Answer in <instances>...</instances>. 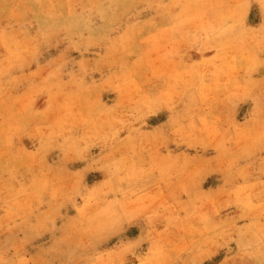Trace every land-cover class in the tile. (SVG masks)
<instances>
[{"label": "rangeland", "instance_id": "obj_1", "mask_svg": "<svg viewBox=\"0 0 264 264\" xmlns=\"http://www.w3.org/2000/svg\"><path fill=\"white\" fill-rule=\"evenodd\" d=\"M157 3H160V7L156 6ZM170 3L171 0H91V3L89 0H70L75 14H83L88 20L87 27L82 22L77 24L75 17L71 21L67 19L69 4L64 3L60 9L64 16L56 18V26L50 27L54 21L48 20L46 39L40 32L47 16L41 15L38 22L33 13L29 12L26 21H31V24L25 22L23 29L27 30L31 43L36 44V52L34 55L23 53V66L13 69L12 75L21 79L15 87L6 92L5 103L0 104L3 119L7 120L10 113L20 107L19 104L13 106V100L24 97L29 92L31 83L40 84L42 78L58 65H63L61 80L69 81L70 74L80 73L82 61L86 62L90 70V74L85 77L86 81L89 84L96 82L91 101H98L109 108L120 105L118 110L127 113L136 107L134 102L141 96L158 97L173 83L169 78L173 65L162 58L167 40H160L157 45L152 37L171 27L172 16L179 13L178 7L166 10L165 6ZM49 4H57V0H46L43 5L44 13L48 12ZM30 6L37 9L40 7L35 3ZM89 7L91 10H86ZM69 22L75 24L71 38L63 27ZM245 23L249 28L264 27V5L260 0H249ZM23 29L16 30L17 40H25ZM80 33L83 34V40L79 39ZM89 37L91 44L88 43ZM73 41H78L79 46ZM213 55L215 50L204 52L199 45L181 46L184 65L198 64ZM8 56V50L0 46V60L6 62ZM101 57H105L106 61L99 64L100 70L91 71L97 67V61H100ZM37 70H40V75L31 77V73ZM233 76L241 83L248 78L244 69L233 73ZM25 77L27 79H24ZM109 79L112 80L111 84L104 83ZM124 79L129 81L128 97L123 96L116 87V84ZM213 79L209 72L205 75L204 82L212 83ZM227 79V76L220 77L221 83ZM251 79L264 81V65L251 73ZM192 84L193 86L184 88L175 98L174 110H169L168 106L161 104L155 111L147 112L136 126L140 127L141 132L148 134L146 138H142L143 149L137 148L138 158L145 162V167L148 166L147 162L152 155H156L158 159H174L180 163L188 159L192 165L203 168L196 177L195 188L185 192L175 175L170 182L165 183L166 178H162L159 171L144 177L139 183L126 185L153 195L163 191L166 203L174 205V208L154 218L151 225L145 216L125 222L121 226L122 230L110 235L98 250L105 251L121 243L141 240L150 227L161 232L168 228L167 238L173 242L190 240L193 233L189 225L199 227L198 219L188 223H184L182 219L175 220L173 227L169 225L167 217L178 215L184 218L188 215L193 210L191 202L196 193L216 194L225 187L264 181V144L257 146L255 150L249 149V155L243 151L244 141L237 144L233 140L228 147L231 148L232 158H235L236 163L229 170L215 143L201 142L204 134L198 131L204 127L200 118L205 117L210 124L216 121L222 131L226 129V137H234L235 127L251 126L255 109L254 99L245 96L225 99V93L221 91L216 94L217 99L214 101L204 102L196 87L199 77H195ZM70 91L73 89L65 90L66 93ZM253 96L264 101V84L254 90ZM31 99L33 112H44L52 104L53 111L48 113V122L51 123L60 114L55 109L64 103L65 95L58 96L53 101L47 92H40L34 93ZM88 103L89 99L82 98L77 102L74 111H86ZM174 119L180 120L186 132H193V138L175 133ZM193 122L195 129L189 128ZM35 127L36 122H28L26 131L13 137L11 154L0 158V252L5 254V259L12 261L19 257L34 260L36 264H74L80 256L92 251L90 248L85 250L76 247L79 238L74 228L78 218L76 209L83 201L79 197L73 202L54 195L53 189L62 186L67 188L76 173H82L83 184L88 188L102 183L106 179V173L93 165V161L100 160L109 151H113L114 157L118 159L128 152V147L126 143L116 144L114 148L118 150H114L102 142L96 143L95 146H89L83 153V158H80L75 152L66 154V146L61 147L62 140H57L32 160L28 158V154L37 152L41 143L40 137L34 132ZM87 131L85 126L78 125L73 129L72 135L84 136ZM128 131L127 128L121 131L119 139L124 140ZM161 133L164 139L152 140L153 134L159 136ZM79 147L83 148L84 142H80ZM255 191L260 192V188ZM259 199H264V192L260 194ZM184 208H187V212ZM240 215L241 210L237 205L229 203L220 209L218 216L213 214V219L217 223L235 219L237 228L251 222L249 219H238ZM238 240V232L234 229L231 237L225 236L218 240L217 245L211 249L214 254L205 258L203 264H224L225 261L228 264H246V258L241 260L237 255ZM148 246V243L144 242L137 252L144 253ZM231 257H236L235 262Z\"/></svg>", "mask_w": 264, "mask_h": 264}, {"label": "clouds", "instance_id": "obj_2", "mask_svg": "<svg viewBox=\"0 0 264 264\" xmlns=\"http://www.w3.org/2000/svg\"><path fill=\"white\" fill-rule=\"evenodd\" d=\"M45 2L46 0H0V46L9 52L6 62L0 60V104L5 103L6 92L20 82L21 78L13 76L12 72L18 66H23V53L34 55L36 52V44L31 43L27 37V30L23 29L25 22L31 24V21H26L29 12L33 13L38 22L41 15L47 16L40 32L45 39L48 35V20L54 21L50 27L56 26V18L64 16L60 11L64 3L69 4L67 9L69 21L75 17L77 24L82 22L85 27L88 25V20L83 14L79 16L75 14L70 0H57V4H49L47 13L43 12ZM89 2L91 3V0ZM260 2L264 5V0ZM33 3L39 5V9L31 7ZM156 6L160 7V3ZM248 6L249 0H171V3L165 6L166 10L178 7L180 11L172 16L171 27L165 28L152 39L157 45L160 40H167L162 58L173 65L169 75L173 83L156 98L141 96L134 102L136 107L127 113L118 110L120 105L109 108L98 101L90 100L96 82L89 84L86 81L85 77L90 74V70L86 62L82 61L80 73L70 74L69 81L60 78L63 65L52 68L48 75L42 78L40 84L31 83L29 92L24 97L13 100V106L19 104L20 107L11 112L7 120L0 114V158L11 154L13 137L26 131L28 122H36L34 132L41 141L37 152L28 154V158L32 160L39 157L57 140H62L61 147L66 146V154L75 152L80 158H83V153L89 146H95L96 143L102 142L110 148H114L116 144H127L128 152L118 159L114 157L113 151H109L100 160L93 161V165L106 173V179L102 183L88 188L83 184L82 173H76L67 188L62 186L53 189L54 195L73 202L79 197L83 201L76 209L78 218L74 228L79 237L76 247L85 250L90 248L92 251L80 256L74 264H133V261L135 264H203L205 258L214 254L211 249L217 245L218 240L225 236L231 237L234 229L239 235L237 255L240 259L246 258V264H264L262 222L264 199H259L260 194L264 192V181L225 187L216 194L196 193L191 202L193 210L188 215L184 218L178 215L167 217L169 225L173 227L175 220L182 219L184 223H188L198 219L199 227L189 225L193 233L190 240L181 239L173 242L167 238L168 228L161 232L150 227L141 240L121 243L105 251L98 250L110 235L122 230L121 226L125 222L145 216L151 225L154 218L174 208V205L166 203L163 191L153 195L126 185L139 183L144 177L159 171L161 177L166 178L165 183L170 182L175 175L185 192L195 188L196 177L203 168L192 165L188 159L180 163L174 159H158L156 155H152L147 162L148 166L145 167V162L138 158L137 148L143 149L142 138H146L148 134L141 132L140 127L136 126L147 112L155 111L161 104L168 106L169 110H174L175 98L184 88L193 86L192 81L195 77H199V84L196 87L204 102L214 101L217 99L216 94L221 91L225 93V99L240 96L254 99L255 109L251 126L247 128L234 126V137H226L227 130L222 131L216 121L210 124L205 117L200 118L204 125L198 129L204 134L201 142H214L229 170L236 163L235 158H232L231 148L228 147L233 140L237 144L244 141L243 151L249 155L251 154L249 149L255 150L257 146L264 144V101L253 96L254 90L264 84V81L251 79V73L264 65V27L254 29L246 25ZM86 10L90 11L91 8ZM169 14L171 15V12ZM63 27L71 38L75 24L69 22ZM17 29H23L24 41L16 39ZM79 39H84L82 33L79 34ZM73 43L79 46L78 41ZM88 43H92L91 37L88 38ZM182 45L189 47L199 45L204 52L215 50V55L201 60L198 64L184 65L181 57ZM105 61L106 58L101 57V60L97 61V67L91 71H99V64ZM241 69H244L248 76L242 83L233 76V73ZM209 72L214 77L213 82L205 83V75ZM39 75L40 70L31 73L33 78ZM222 75L228 77L224 83L220 80ZM119 79L118 77L117 80ZM104 83L111 84L112 80H106ZM128 83L129 81L124 79L116 84L117 89L125 97L130 96ZM67 88H72L73 91L66 93ZM40 92H47L53 101L58 96L65 95L64 103L55 109L60 114L51 123L48 122V113L53 111L52 104L44 112L31 111V97L34 93ZM82 98L89 99L87 110L74 111L77 102ZM78 125L85 126L88 131L84 136L73 137L72 131ZM173 125L175 133L193 138V132H186L179 119H174ZM125 128L129 130L128 135L124 140H120V133ZM189 128L195 129V123L190 124ZM158 139H164L162 133L159 136L152 135L153 141ZM80 142H84L83 148L79 147ZM228 183L230 184V181ZM44 184L47 186V181ZM258 187L260 192L255 191ZM229 203L236 204L241 210L238 219H249L251 222L239 228L235 219L230 222H215L213 214L218 216L220 209ZM183 210L187 212V208ZM144 242L149 246L140 254L137 249ZM230 259L235 262L236 257ZM0 264H36V261L19 257L12 261L5 259V254L0 252ZM224 264L228 262L225 261Z\"/></svg>", "mask_w": 264, "mask_h": 264}]
</instances>
